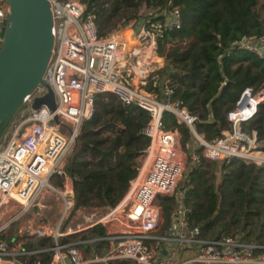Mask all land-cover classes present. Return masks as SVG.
I'll return each mask as SVG.
<instances>
[{"label":"built area","instance_id":"built-area-1","mask_svg":"<svg viewBox=\"0 0 264 264\" xmlns=\"http://www.w3.org/2000/svg\"><path fill=\"white\" fill-rule=\"evenodd\" d=\"M49 3L54 48L44 80L54 93L55 108L45 104L31 108L34 98L46 93L45 86H37L24 98L20 119L0 138V264H115L117 260L128 264H264V242L245 239L239 230L203 238L189 225L186 190L178 188L185 168L179 130L165 127L162 119L164 112L172 114L177 123L188 127L198 145L183 146L189 168L201 158L225 163L239 158L264 165L256 131L242 129L264 103V83L245 87L226 112L228 127L206 140L194 129L197 116L173 97L172 77L161 73L164 59L157 54L158 41L164 31L179 28L177 7L164 8L158 13L161 19L147 24L133 19L138 26L134 43H129L119 33L100 34L94 16L84 15L85 5L79 0ZM7 14V2L0 0V41ZM235 43L264 56V34L242 36ZM105 92L123 105L147 112L140 133L149 138V144L141 152L145 156L136 176L115 206L89 224L60 231L59 225L71 211L83 210H73L72 179L65 164L81 124L94 114L95 95ZM164 197L173 200L168 223ZM53 198L60 203L57 225L44 215ZM96 224L105 228L104 236L97 238L107 243L103 254L92 251L86 257L78 245L81 241L60 242L61 237ZM42 236L49 238V245L25 247L31 238ZM41 252L50 253L46 263L38 257Z\"/></svg>","mask_w":264,"mask_h":264},{"label":"trees","instance_id":"trees-1","mask_svg":"<svg viewBox=\"0 0 264 264\" xmlns=\"http://www.w3.org/2000/svg\"><path fill=\"white\" fill-rule=\"evenodd\" d=\"M80 2L85 5L84 15L94 16L97 29L103 35L102 30L108 27L113 16L117 30H121L132 19L147 24L161 19L158 13L164 8H178L179 28L164 31L158 41L157 54L164 59L161 73L172 77L176 84L173 97L197 116L194 129L206 140L219 136L228 127L226 112L234 106L241 91L264 82V56L235 43L242 36L264 34V22L255 11L257 0ZM162 119L165 127L181 130L182 146L193 139L188 127L177 123L169 112H164ZM147 120L146 111L121 104L112 93L95 95L94 114L81 124L75 147L65 164L66 173L72 179L73 210L111 208L123 197L136 176L137 159L149 144V138L140 133ZM244 124L247 131H256L259 148L264 151V103ZM200 151L198 147L196 152L200 154ZM214 170L212 162L201 158L188 172L189 187L184 201L190 209L189 225L197 228L203 238L218 237L233 229L242 231L245 239L264 242V183L259 182L264 165L232 158L220 164L218 183ZM164 200L165 223H168L173 200L170 197ZM232 206L235 210L228 214ZM104 234L105 228L96 224L65 235L60 242L81 241L79 247L97 252L107 246L105 240L97 239ZM49 244V238L42 236L31 238L25 247L42 248ZM38 257L46 263L50 253L41 252ZM34 258L30 256L27 261L31 263ZM114 262L128 264L124 260Z\"/></svg>","mask_w":264,"mask_h":264},{"label":"water","instance_id":"water-1","mask_svg":"<svg viewBox=\"0 0 264 264\" xmlns=\"http://www.w3.org/2000/svg\"><path fill=\"white\" fill-rule=\"evenodd\" d=\"M6 2L8 14L0 41V138L24 98L37 86H45L46 93L34 98L31 108L42 104L55 108L54 93L44 80L54 48L49 0Z\"/></svg>","mask_w":264,"mask_h":264},{"label":"rangeland","instance_id":"rangeland-1","mask_svg":"<svg viewBox=\"0 0 264 264\" xmlns=\"http://www.w3.org/2000/svg\"><path fill=\"white\" fill-rule=\"evenodd\" d=\"M255 11L257 12V14L259 16V19L262 22H264V0H257V4L255 6ZM115 23H116V17L113 16V18L111 17L109 19V22L106 25L108 27H105L102 30V31H104V34L119 33L121 35V37L124 38V39H126V40H128L129 43H134L133 39H134V36H135V33H136V28L138 26L136 24V21L134 22L133 19L130 20L123 28H121V30H117V27H116V24ZM132 25H135V28L134 29L131 27ZM263 83H261V84H263ZM21 107H23V105ZM20 108L15 113V115L12 117V119L10 120L9 125L6 128V130L3 133V135L4 134L5 135L6 134L8 135L9 132L11 131V128H12L13 124L16 123L20 119V113H21V110H22V109L20 110ZM242 129L243 130H248L247 125H245V124L242 125ZM178 132L180 134V138H179V148L180 149H179V151H180V154L182 156V159L185 162V168H184V171L182 173L181 180L178 182V188L180 187V189L182 188V189H185L186 190V188L189 186L187 184V180H188L187 178H188V172H189V169H190L189 168L190 167V162H189V160H187L186 156L184 155V152L185 151H184L183 146L181 145V136H182L181 130H179ZM188 144L189 145H192L193 147H194V145H197L196 142L194 141V139H191V141H189ZM144 156L145 155L143 153L139 156V158L137 159V163L138 164L143 161ZM68 161H69V159H68ZM208 161L212 162V164L214 165V168H215V170H214V173H215L214 178H215V182L218 183V181L220 180L221 171H219L217 173V170L220 169V164H222V162H220V161H211V160H208ZM260 176L261 177H260L259 182L260 183H264V172L261 173ZM57 182L59 183V181H57ZM124 195H123V197H124ZM47 205H48V208L44 210V215L48 218L49 223L51 225H57V223L59 221V218H60V203H59L58 200H56V199L53 198V199H51V200H49L47 202ZM234 208H235L234 206L230 207L228 214L232 213L235 210ZM107 211H108V208H104V207H101V208H93V209H89V210H81L80 212L71 211L62 220L61 224L59 225V230L60 231H62V230H73L78 225H86V224H89L94 219H97V218L102 217L103 215H105L107 213ZM249 218H252V216H250ZM231 230L234 231L233 229H231ZM81 250H82V252L84 253V255L86 257H90V253H91L92 250L89 251V252L85 251L82 248H81ZM97 252L100 253V254H103L105 252L104 251V247H100V251L98 250Z\"/></svg>","mask_w":264,"mask_h":264},{"label":"crops","instance_id":"crops-1","mask_svg":"<svg viewBox=\"0 0 264 264\" xmlns=\"http://www.w3.org/2000/svg\"><path fill=\"white\" fill-rule=\"evenodd\" d=\"M220 171V169L219 170H217V173ZM82 231H84V230H82ZM81 232V231H80ZM79 233V232H78Z\"/></svg>","mask_w":264,"mask_h":264},{"label":"flooded vegetation","instance_id":"flooded-vegetation-1","mask_svg":"<svg viewBox=\"0 0 264 264\" xmlns=\"http://www.w3.org/2000/svg\"><path fill=\"white\" fill-rule=\"evenodd\" d=\"M9 125V124H8ZM8 125H7V127H8Z\"/></svg>","mask_w":264,"mask_h":264}]
</instances>
